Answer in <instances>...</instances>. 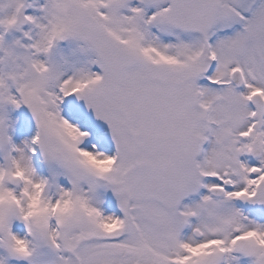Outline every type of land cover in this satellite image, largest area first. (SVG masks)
Instances as JSON below:
<instances>
[{
    "label": "snow or ice",
    "instance_id": "snow-or-ice-1",
    "mask_svg": "<svg viewBox=\"0 0 264 264\" xmlns=\"http://www.w3.org/2000/svg\"><path fill=\"white\" fill-rule=\"evenodd\" d=\"M0 264H264V0H0Z\"/></svg>",
    "mask_w": 264,
    "mask_h": 264
}]
</instances>
